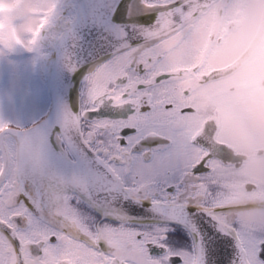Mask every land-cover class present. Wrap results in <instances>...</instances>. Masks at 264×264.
<instances>
[{"label":"snow or ice","instance_id":"snow-or-ice-1","mask_svg":"<svg viewBox=\"0 0 264 264\" xmlns=\"http://www.w3.org/2000/svg\"><path fill=\"white\" fill-rule=\"evenodd\" d=\"M66 2L15 0L0 35L59 37L79 90L41 125L0 121V264H264V228L214 191L211 148L171 102L175 62L233 0Z\"/></svg>","mask_w":264,"mask_h":264},{"label":"flooded vegetation","instance_id":"flooded-vegetation-1","mask_svg":"<svg viewBox=\"0 0 264 264\" xmlns=\"http://www.w3.org/2000/svg\"><path fill=\"white\" fill-rule=\"evenodd\" d=\"M0 4L9 9V0ZM67 11L60 0V16ZM2 21L0 35H11ZM48 41L38 51L42 72L31 75L47 93L54 43L49 32ZM3 52L0 62L5 55L15 61L13 49ZM172 83L171 102L184 109L197 146L211 148L214 191L249 230L264 228V0H233L223 18L213 13L193 53L175 62ZM51 105L50 99L46 115L22 128L44 121Z\"/></svg>","mask_w":264,"mask_h":264},{"label":"rangeland","instance_id":"rangeland-1","mask_svg":"<svg viewBox=\"0 0 264 264\" xmlns=\"http://www.w3.org/2000/svg\"><path fill=\"white\" fill-rule=\"evenodd\" d=\"M15 0H9V6ZM13 13L9 9H0V23L8 22ZM0 25V29H1ZM24 29L18 30L17 39L23 37ZM40 45L33 51H28L22 46H14L13 56L4 57L0 62V121L14 127H24L25 124L34 122L45 116L49 110L50 99L47 90L42 84L32 79L33 72L41 73V58L38 55ZM2 49H0V52ZM3 54L10 50L3 49ZM1 55V56H2ZM32 75V76H31Z\"/></svg>","mask_w":264,"mask_h":264},{"label":"water","instance_id":"water-1","mask_svg":"<svg viewBox=\"0 0 264 264\" xmlns=\"http://www.w3.org/2000/svg\"><path fill=\"white\" fill-rule=\"evenodd\" d=\"M42 35L43 39L41 43L45 46H49L48 32H45ZM51 47L53 51V64L47 81V89L52 101L50 108L51 111L44 121L37 125H41L57 118L61 114L63 106L71 103V94L74 88L77 89L76 100L77 104L79 103L78 85L74 79V72L69 71L63 42L59 39L54 42Z\"/></svg>","mask_w":264,"mask_h":264},{"label":"bare ground","instance_id":"bare-ground-1","mask_svg":"<svg viewBox=\"0 0 264 264\" xmlns=\"http://www.w3.org/2000/svg\"><path fill=\"white\" fill-rule=\"evenodd\" d=\"M49 79V78H48ZM49 93V92H48Z\"/></svg>","mask_w":264,"mask_h":264}]
</instances>
